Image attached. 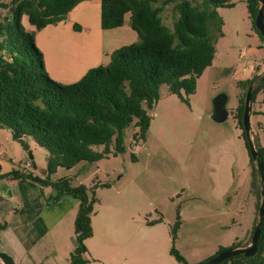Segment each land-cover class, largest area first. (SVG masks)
<instances>
[{
  "label": "rangeland",
  "instance_id": "obj_1",
  "mask_svg": "<svg viewBox=\"0 0 264 264\" xmlns=\"http://www.w3.org/2000/svg\"><path fill=\"white\" fill-rule=\"evenodd\" d=\"M234 3L218 8L222 22L211 25L216 57L198 79L189 103L162 84L145 140L136 141L138 129L130 126L124 153L86 162L83 169L78 163L73 171L63 168L51 174V179L68 177L73 185L84 179L89 187L109 184L96 189L97 233L91 248L101 264H181L170 253L172 246L190 264H201L221 248L251 244L258 196L235 114L244 92L240 73L248 67L252 77L264 74V54L246 2ZM174 15L172 4L162 13L168 25L173 24ZM220 93L228 96L229 116L222 122L213 118V100ZM250 122L253 138L264 143L263 92L252 105ZM29 142L32 160L12 132L0 127L3 168L13 165L18 171L46 178L48 151ZM96 169L97 174L87 178ZM31 188L1 176L0 216L5 217L11 205L18 207L23 195H36ZM50 191L47 187L46 194Z\"/></svg>",
  "mask_w": 264,
  "mask_h": 264
},
{
  "label": "trees",
  "instance_id": "obj_2",
  "mask_svg": "<svg viewBox=\"0 0 264 264\" xmlns=\"http://www.w3.org/2000/svg\"><path fill=\"white\" fill-rule=\"evenodd\" d=\"M82 1L0 0V127L22 134L48 151L46 178L16 169L1 176L58 186L78 199L76 246L70 264L87 263L86 240L93 236L92 216L99 201L96 189L109 184L73 185L68 177L51 180V174L59 167L70 169L81 161L97 162L124 153L125 132L130 126L138 129L136 141L145 140L152 123L150 111L160 99L162 84H168L171 93L189 103L198 79L216 57L211 25L222 22L218 8L235 4V0H101L102 27L122 26L130 13L138 41L116 49L107 65L93 67L80 80L66 84L50 76L36 43V31L25 27L23 17L27 15L29 23L41 30L65 21ZM244 1L252 26L264 43L256 27L261 3ZM171 4L175 15L173 24L168 25L162 13ZM259 76L239 82L244 92L235 114L252 164L251 183L258 196V210L261 176L250 155L243 114L247 89ZM260 92L264 93V80L254 86L252 105ZM254 140L264 161V143L256 136ZM261 229L253 255L240 253L219 264H264V220ZM170 253L181 264H190L175 246Z\"/></svg>",
  "mask_w": 264,
  "mask_h": 264
},
{
  "label": "crops",
  "instance_id": "obj_3",
  "mask_svg": "<svg viewBox=\"0 0 264 264\" xmlns=\"http://www.w3.org/2000/svg\"><path fill=\"white\" fill-rule=\"evenodd\" d=\"M101 13V0H85L70 12L65 21L41 30H36L29 23L27 15L23 17L25 27L36 31V43L44 54L46 69L53 79L66 84L76 82L89 69L107 65L116 49L138 41V34L130 24V13L122 26L110 29L102 27ZM262 45L259 41L264 54ZM250 73L248 67L243 68L241 80L252 78ZM86 162H79V167L85 168ZM0 165V176L15 170L13 165L4 169L1 160ZM74 167L65 169L73 171ZM63 168L59 167L57 173ZM97 172L98 169L89 171L87 178L94 177ZM17 180L31 185V191L33 189L36 195H23L18 207L11 205L5 217L0 216V264H70L76 246L74 223L78 199L58 186L39 185L30 179ZM47 187L51 189L48 194ZM95 214L92 216L93 236L86 240V264H101L91 248L97 233ZM10 215L12 217L8 221L6 218Z\"/></svg>",
  "mask_w": 264,
  "mask_h": 264
},
{
  "label": "water",
  "instance_id": "obj_4",
  "mask_svg": "<svg viewBox=\"0 0 264 264\" xmlns=\"http://www.w3.org/2000/svg\"><path fill=\"white\" fill-rule=\"evenodd\" d=\"M259 1L261 3V6L259 8L256 17V27L261 32L264 38V0H259ZM263 80H264V74H261L258 78L253 80L249 85L246 92L245 110L243 114V128L245 131V137L249 144L250 155L252 159L258 163L260 176H261V202L258 210L257 222L253 230L251 244L249 246L227 248L219 252L216 256L208 259L207 261L201 264H219L223 260L240 253H244L246 256H251L257 250L258 242L261 237V230H262L261 228L264 220V161L259 157V152L257 150L255 140L253 138L250 117L252 112V96H253L254 86L256 82ZM227 101H228V96L226 93L218 94L213 100V105H214L213 118L218 122L225 121L229 116ZM12 135L14 139L18 140L22 144L24 150L29 153V158L32 160L34 158V155L31 150V144L29 140H27L24 137V135L19 134L17 132L12 131Z\"/></svg>",
  "mask_w": 264,
  "mask_h": 264
}]
</instances>
